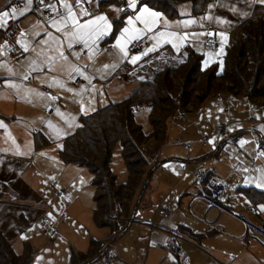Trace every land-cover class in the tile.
<instances>
[{
  "label": "crops",
  "instance_id": "0c3cea01",
  "mask_svg": "<svg viewBox=\"0 0 264 264\" xmlns=\"http://www.w3.org/2000/svg\"><path fill=\"white\" fill-rule=\"evenodd\" d=\"M18 1L21 2L0 0V10L10 11V6ZM104 1L106 0H98L97 7L94 0L88 7L90 10L96 8L98 12L107 14L109 20L114 21L113 32L115 23L120 20V28L124 27L126 15L114 11L122 6L118 3L104 5ZM257 3L261 4L259 0H213L210 4L214 7L209 10V4L206 12L199 16H191L190 5L183 4L179 6L180 16L174 18L151 8L160 12L170 23L171 28L166 30L189 33L179 51L177 52L171 44H162L157 51L143 57L142 62L135 66L124 61L115 69H104L103 65L114 63L113 56L100 51L90 61L88 49L77 45L70 51L78 52L79 59L70 55V60L84 69L86 74L94 77L91 84L75 72L69 78L70 69L64 61L53 64L51 71L47 65H42L44 71L33 72L28 80H23L29 62L35 58L34 54L23 52L18 44L15 50L12 47L11 51L4 49V55H0V121H3L6 127H0V182L17 194V200L10 203L9 197L0 194V235L12 243L16 253H22L25 245L31 244L35 250L33 263H36V255L40 251L36 245L40 236L36 224H40V219L47 220V217L51 218L52 221H49L54 226L60 227L59 230L72 231L78 227L85 230L83 238L69 241V245L73 244L69 264L73 255L88 251L92 240L106 241L111 237L112 228L99 227L93 219L96 189L90 170L85 166L65 163L60 157L65 138L76 131L81 116L118 102L115 101L116 98L121 101L142 81L151 80L157 72L185 62L192 51L203 55L204 63L205 60L208 61L207 65L219 62L233 40L236 25L253 13ZM209 14L213 19H206ZM216 17L227 23H218ZM38 19L44 21L46 17L33 10L18 22L22 28L30 30L31 25ZM164 19L160 21L162 30ZM186 20L197 22L186 29L177 24L178 21ZM44 27H47V24L41 25V28ZM120 28L116 35L119 34ZM2 30L0 29V44L3 43ZM49 30L54 35H59L54 29ZM199 32H223L227 39L216 35L219 44L216 50L209 51L205 49L207 36H192V33ZM116 35L106 37L100 48H109L115 42ZM152 43L149 39L145 46L151 47ZM221 44L223 52L220 51ZM10 69L16 74L11 75ZM53 77L64 87L53 84ZM10 83L18 84L19 89L9 87ZM93 85L96 91L93 90ZM68 88L74 91L69 92ZM84 88L88 91L82 96L78 95ZM27 89L47 95L40 97L28 93ZM123 95L124 98H119ZM50 96H57L58 99L53 101ZM81 100L87 108V114L80 111ZM57 108L64 113L63 118L56 114ZM72 117H75V120H72ZM177 118L176 123L171 124L166 144L159 151H154L152 145L147 146L150 154L147 180L133 200V213L126 228L106 243V253L89 264H106L105 256L109 254L113 257L110 264H264V237L246 230L238 220L210 209L204 201L197 198L198 189L194 185V173L197 169L216 174L225 181L224 196L234 201L240 212L264 226V210L260 207L264 205V189L256 186L260 173L254 171L264 168V156L258 157L255 146L256 139L264 140V131H261V126L264 125V107L253 104L246 96L234 97L220 93L208 98L196 112L188 116L183 113L182 117ZM58 120L63 121L61 126L54 123ZM66 120L72 123L71 128ZM49 121L57 128L63 129L67 135L57 140L50 139ZM222 124H225L231 138L241 137L249 142L243 146L240 143L236 145L232 139L221 135L219 128ZM230 128L233 130L229 131ZM39 132L44 134L50 143L36 150L34 136ZM210 140L213 143H209ZM50 166L57 170L56 181L60 187H67L68 191L69 186L63 181L65 171L74 169L78 174L77 178L81 177L86 195H91L83 200L84 219L81 220L77 211L71 214V209L77 208L73 205L71 194L66 195L65 207L61 206V213L67 212L68 215L65 218H60L61 213L49 216V203L41 193L42 185L39 181L43 171L39 168ZM244 168L249 171L244 172ZM81 174L86 178V182H83ZM128 177L129 175L124 177L125 181L122 182H126ZM47 187L54 190L52 183ZM248 206L258 208L260 216L248 214ZM174 234L186 252L185 258H179L166 248L168 238ZM100 258L102 262L98 263Z\"/></svg>",
  "mask_w": 264,
  "mask_h": 264
},
{
  "label": "trees",
  "instance_id": "16d2710c",
  "mask_svg": "<svg viewBox=\"0 0 264 264\" xmlns=\"http://www.w3.org/2000/svg\"><path fill=\"white\" fill-rule=\"evenodd\" d=\"M213 0H142L143 3L169 17H178L179 6L189 4L191 16L206 12ZM124 0H106L104 5ZM122 25L115 23V35ZM223 62L204 65V56L192 51L188 59L176 67H167L151 80L142 81L122 101L110 103L80 117V126L65 138L60 157L65 163L87 167L93 176V219L97 226H110L106 241L92 240L87 252L72 256L71 264H89L106 253L105 245L127 226L133 213V200L146 183L148 175L147 143L153 141L159 151L167 141L169 120L178 111L196 112L210 97L220 93L234 97L246 96L250 102L264 107V5L257 3L253 13L236 25L233 40ZM202 80V81H201ZM201 81V82H200ZM213 81H221L214 85ZM217 87V88H215ZM151 103L149 119L152 131L146 133L136 121L133 107ZM35 149L50 142L41 132L35 134ZM121 144L128 180L118 183L110 167L114 148ZM7 188V187H6ZM115 218H112L113 216ZM111 218V219H110ZM117 218L121 220L114 221ZM34 247L26 244L22 253L0 235V264H34Z\"/></svg>",
  "mask_w": 264,
  "mask_h": 264
},
{
  "label": "snow or ice",
  "instance_id": "6c2138e0",
  "mask_svg": "<svg viewBox=\"0 0 264 264\" xmlns=\"http://www.w3.org/2000/svg\"><path fill=\"white\" fill-rule=\"evenodd\" d=\"M23 6H10L9 10H0V29L7 30L10 26V22H16L21 17L27 15V13L35 10L40 12L43 16L45 10L48 11V16L46 20H37L31 25V29H25L17 25V36L15 43L20 46L23 52H31L34 54V59L29 62L28 70L23 75V80H28L29 75L33 72L44 71L42 65H47L48 70H52V65L58 61H64L66 65L69 66V78H71L72 73L75 72L82 75L85 80L89 81L91 84L92 79L90 75L86 74L84 69L79 67V65H74L70 60V55L75 59H79L78 52H71L77 45H82L84 48L88 49L90 61L93 60L94 55L97 52L104 51L108 52L110 56L115 57V62L111 65H103L104 69H115L119 67L120 63L129 60L135 64L137 61L141 60L143 57L147 56L151 52L157 51V49L162 46V44H171L173 48L179 51L181 44L186 41L189 37L188 32L166 30L171 28L170 23L162 17V14L158 11L152 10L147 3H143L142 0H124V7L120 9H114L124 13L126 15L125 26L120 28L119 34L115 36V42L110 45L109 48L101 49L100 44L105 40L106 37L113 34L114 21L109 20L108 15L105 13H100L96 8L89 9L88 5H92L94 0H21ZM261 4H264V0H259ZM98 7V0H95ZM34 4L36 5L34 9ZM214 5H209V10H211ZM130 10V14L129 13ZM235 11V9H232ZM119 18V17H118ZM164 19L163 29H161L160 21ZM206 19L211 20L213 16L209 14ZM218 23H227V21L221 20L219 17L215 18ZM195 20L178 21V25H182V28L186 29L189 25L195 24ZM42 24H47V27L41 28ZM203 27V24H201ZM49 29H54L55 33L59 35H54ZM220 35L224 40L227 39L223 32H199L192 33V36L199 38L201 36L213 37ZM40 37V39H36ZM145 37L153 41L151 47H144V50L139 53V55H130V44L140 45ZM35 41V43H33ZM211 44V41H207ZM4 49L11 51V46L8 41H3L0 44V55H4ZM220 51L223 52V44H221ZM50 53H55L54 55ZM211 56V53H209ZM222 63V62H221ZM208 61L205 60V66H207ZM2 66V65H0ZM87 68V65L84 66ZM11 75L16 73L9 70ZM143 79V77H140ZM53 84L60 86L64 85L53 77ZM9 87L19 89V85L15 83H10ZM52 84L49 85L51 87ZM95 90V86H92ZM69 92L74 90L71 88L67 89ZM88 91L87 88L81 89L78 95H83L84 92ZM28 93H34L37 96L44 97L47 94L43 92H36L34 89H27ZM51 100L58 99L57 96H50ZM80 111L87 114V108L84 106L81 100ZM56 114L60 117H64V113L60 111L59 108L56 109ZM75 120V117H72ZM68 127L71 128L73 125L69 121H65ZM79 127L80 125H76ZM0 127H6L3 121H0ZM49 128H55L51 121L48 122ZM59 134L60 129H55ZM233 129H229L232 131ZM261 131H264V125L261 126ZM249 141L241 139L239 141L240 145L243 146ZM209 143H213L212 140ZM261 145H257L260 148ZM264 156V151L258 152V157ZM167 167V165H166ZM244 172H248V168L243 169ZM254 171L259 172L258 182L256 186L258 188L264 189V168H257ZM247 183V180L245 181ZM261 210H264V205H261ZM51 216V213H49ZM26 238V237H22Z\"/></svg>",
  "mask_w": 264,
  "mask_h": 264
},
{
  "label": "rangeland",
  "instance_id": "374dc122",
  "mask_svg": "<svg viewBox=\"0 0 264 264\" xmlns=\"http://www.w3.org/2000/svg\"><path fill=\"white\" fill-rule=\"evenodd\" d=\"M53 1H55V0H53ZM216 39L218 41V38H216ZM218 44H219V42H218ZM132 46H133V44L130 46V55H139V53L144 50V48H143V50H135L134 51V50H132ZM145 47H150V45L145 46ZM222 59H223V56L220 58L219 64H221V62H223ZM141 60H139L135 64H133L130 62V57H129V60H127V62L130 65L135 66V65L141 63L142 62ZM114 62H115V57H114ZM204 65H205V63H204ZM219 82L221 83V81H213V84L218 85L217 83H219ZM215 88H217V87H215ZM94 91H96V90H94ZM223 95H229V94L224 93ZM124 97H125V95L120 96L119 98H124ZM115 101L119 102V99L116 98ZM149 113H150V108L147 106L144 109L137 111L135 114L136 121L142 126L143 130L146 133H150L152 131V125H151V122L149 119ZM184 114L186 116H188V114H190V113H184ZM177 117H179V116H177ZM177 117L174 116L169 120L167 134L171 128V124L176 123L175 119H178ZM54 123H56L58 125L60 124V126H61L63 121L58 120ZM54 126H55V128H49L48 127V132H49L48 137H50V139L57 140V139H61V138L65 137V135H67V134H64L63 129H60V132L58 134L55 130V129H57V126L56 125H54ZM148 145L154 146L153 141L148 142L147 146ZM110 167L112 169L113 174L117 177V182L118 183H124V182H122V181H125V180H123L124 177L127 178V175H129V174L127 171L126 163L124 161L121 144H117L114 148L112 159L110 161ZM39 169H42V171H43L42 172L43 175H41L39 177V181L41 182V185H42L41 193L43 194V197L48 201L49 204H48L47 209L51 211V214L53 217L56 214H60L62 211V208L60 205V200L58 199V197L56 195V191L54 192V190L52 188L49 189L47 186H48V184H51L52 181L58 180V177L56 175L57 170L55 169L54 166H50V167H46V168L40 167ZM81 175L83 178V174H81ZM77 177H78V174L76 171H74V169H67L63 175V181L66 184H68L69 191H68V188L64 187V186H63L62 190L64 189L63 191H64L65 195L69 196L71 194L73 205L75 207H77V208L71 209V214H73L77 211V214L80 216V218L82 220V219H84V217H83V208H84L83 207V200H86V198L87 199L90 198L91 195L90 194L86 195V188L83 189V183L81 182L82 179H81V177H79V178H77ZM83 182H86V178H83ZM84 186H85V184H84ZM66 189H67V191H66ZM12 192H14V191H12ZM64 199H65V196H64ZM66 215H68L67 212H66ZM115 217L116 216L114 215L112 218H115ZM47 218H48L47 219L48 221L51 220V218H49V217H47ZM117 220H118V218L115 219L114 221L117 222ZM51 221H49V222L52 224ZM83 222H86V220H83ZM40 225H41V223L36 224L37 232L40 234V236L37 238L36 245L40 251L37 252L35 264H64V263L69 264L70 259H71V254H72L71 248L73 247L72 243L69 245V241H76L79 239V237L83 238L84 234H85V230H83L81 227L73 228L72 231H63L62 229H60V230L58 229L59 230V236L57 238L51 239L45 234L43 227ZM57 228H60V227H57ZM74 250L75 249H73V251ZM98 261H99L98 263H101L102 258H100Z\"/></svg>",
  "mask_w": 264,
  "mask_h": 264
},
{
  "label": "built area",
  "instance_id": "2783aa9c",
  "mask_svg": "<svg viewBox=\"0 0 264 264\" xmlns=\"http://www.w3.org/2000/svg\"><path fill=\"white\" fill-rule=\"evenodd\" d=\"M21 6V2H15L13 6ZM36 7V5L34 4ZM38 12V11H37ZM48 11L45 10L44 16L47 18L48 16ZM17 25L20 26L19 22H10V26L8 27L7 30H2L1 31V36L2 40L8 41V44L14 48V50L17 48L15 39L17 34ZM21 27V26H20ZM207 41H211L212 43L209 44ZM149 43V39L145 38L144 41L140 45H134L132 46V50H140L142 49L145 45ZM218 46V41L215 36L213 37H208L205 43V48L209 51H214L216 50ZM150 107L151 103H140L136 106L133 107V112H137L141 109H144L145 107ZM183 113L181 111H178L177 116L181 117ZM219 133L226 137L227 139H232L233 142L238 145L239 140L241 137H235L231 138L230 133L228 132L225 124H222L219 128ZM257 145H261L260 148H257ZM255 146L257 150V155L259 151H264V140L262 138H258L255 140ZM194 185L198 189L197 192V198L199 200L204 201L210 209L216 210L219 214H226L239 222H241L246 230L251 231L255 234H258L260 236L264 237V226L256 223L253 221L248 215H246L243 212H240L236 208V204L234 201L229 200L224 196V192L226 190V184L225 181L221 178H219L216 174L214 173H209L205 172L202 169H197L194 173ZM3 183L0 182V194L6 195L7 197L10 198L11 202L13 203L14 201L17 200V194L8 190ZM52 187L56 191V195L58 199L60 200V204L62 207H65L66 203V195L62 188L59 185L58 181H53L52 182ZM65 196V199H64ZM64 211V210H63ZM168 213L169 210H166ZM247 213L252 214L254 216H260L261 212L258 208L254 206H248L247 207ZM66 214L63 212L60 215V218H65ZM41 226L44 229L45 234L51 238H57L59 236V230L54 224H51L48 220L40 219ZM166 248L169 252H172L176 255L179 256V258H185L186 257V252L181 248L177 235H171L168 238ZM113 257L112 255H106L105 256V262L106 264H110L112 261Z\"/></svg>",
  "mask_w": 264,
  "mask_h": 264
}]
</instances>
